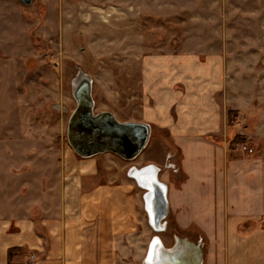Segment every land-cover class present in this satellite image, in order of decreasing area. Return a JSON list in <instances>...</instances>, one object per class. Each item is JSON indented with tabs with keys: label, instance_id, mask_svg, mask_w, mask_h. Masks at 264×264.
Here are the masks:
<instances>
[{
	"label": "rangeland",
	"instance_id": "1",
	"mask_svg": "<svg viewBox=\"0 0 264 264\" xmlns=\"http://www.w3.org/2000/svg\"><path fill=\"white\" fill-rule=\"evenodd\" d=\"M145 55L199 57L213 83L198 91L213 92L220 107L219 132L207 138L236 163L234 181L227 185L225 177L222 189L219 162L202 164L198 183L192 177L182 190V224L170 211L159 233L148 225L145 190L137 188L148 237L157 235L165 247L174 235L200 242L203 264H264V0H36L25 7L0 0V218H38V203L55 205L60 185L88 165L66 140L77 69L92 79L95 111L120 122L148 121L156 99L146 95V106ZM160 83L150 92H173ZM176 84V92L193 90ZM171 139L170 129L152 123L136 159L106 152L93 167L104 181L124 174L136 184L130 170L152 164L160 181L174 180L179 147Z\"/></svg>",
	"mask_w": 264,
	"mask_h": 264
},
{
	"label": "crops",
	"instance_id": "2",
	"mask_svg": "<svg viewBox=\"0 0 264 264\" xmlns=\"http://www.w3.org/2000/svg\"><path fill=\"white\" fill-rule=\"evenodd\" d=\"M150 58L147 55L142 57L141 81L144 84V97L153 95L156 102L155 107L147 110L148 121L138 122L147 123L150 127L154 123L170 129L172 143L179 147L176 161L179 172L172 176L174 180L166 175L162 182L167 187L169 213L173 211L177 223L182 224L179 213L186 208L182 190L191 185V178L196 177L194 182L198 183L202 166H210L215 158L219 162L222 189L225 177L227 185L235 177L236 163L226 162L223 148L207 138L219 132L220 107L212 104L210 100L213 92H201V88L198 91L200 83L203 85L202 82H208L210 86L213 83L212 79L206 77L207 68L203 67L199 57ZM177 71L184 72L183 78L178 76L174 83H169L174 77L173 73ZM166 75L168 81L164 78ZM157 81L161 82L158 88H169L173 92H150L154 84L157 86ZM177 82L190 85L193 90L176 92L175 89L180 88ZM191 82L194 84H188ZM181 97L184 99L181 100ZM146 103V106H150L148 98ZM202 152L206 156H201ZM97 156L85 158L81 165L85 166L84 163L88 162L86 167L79 169L80 172L76 175L73 174L72 179L70 175L69 181L60 185L59 189L54 188L58 189L59 196L55 205L50 206L47 199L38 203L41 209L38 218L34 219L27 212L18 218H0V264H8L7 252L13 248L17 251L10 257L12 264L143 262L153 235L148 237L149 230L140 216V196L137 192L139 187L124 174L120 178H107L104 181L101 171L93 167ZM245 175L246 172L242 177ZM260 189L257 191H262ZM222 204L228 206L227 201H222ZM142 207L145 212L144 201ZM236 234L234 229L233 235ZM231 239L235 238H228Z\"/></svg>",
	"mask_w": 264,
	"mask_h": 264
},
{
	"label": "water",
	"instance_id": "3",
	"mask_svg": "<svg viewBox=\"0 0 264 264\" xmlns=\"http://www.w3.org/2000/svg\"><path fill=\"white\" fill-rule=\"evenodd\" d=\"M16 1L25 7L36 0ZM91 89V77L77 69L71 81V95L76 107L68 118L66 128V140L70 148L81 158L110 152L125 161H133L149 142L150 125L143 122L117 121L109 111L94 113ZM54 108L59 110L60 107L55 105ZM130 172L137 186L145 190L143 201L148 224L155 233H159L164 230L165 219L169 213L166 184L159 180L158 169L152 164L139 169L132 168ZM143 263L203 264L202 244L174 235L171 246L165 247L161 239L153 235Z\"/></svg>",
	"mask_w": 264,
	"mask_h": 264
},
{
	"label": "trees",
	"instance_id": "4",
	"mask_svg": "<svg viewBox=\"0 0 264 264\" xmlns=\"http://www.w3.org/2000/svg\"><path fill=\"white\" fill-rule=\"evenodd\" d=\"M14 251H17L16 248H15V249H14V248H13V249H9L8 252H7V256H8V259H9V260H8V264H12V263L10 262V257H11V255H12V253H13Z\"/></svg>",
	"mask_w": 264,
	"mask_h": 264
},
{
	"label": "flooded vegetation",
	"instance_id": "5",
	"mask_svg": "<svg viewBox=\"0 0 264 264\" xmlns=\"http://www.w3.org/2000/svg\"><path fill=\"white\" fill-rule=\"evenodd\" d=\"M91 95H92V89H91ZM92 99H93V96H92ZM75 101V100H74ZM93 102H94V107H93V112L94 113H99V112H102V111H95L94 110V108H95V101H94V99H93ZM75 107H76V102H75ZM75 107H74V109H75ZM124 122V121H123ZM103 154V153H102ZM113 154V153H112ZM115 155V154H114ZM115 156H117V155H115ZM120 158V157H119ZM121 159V158H120ZM123 160V159H122Z\"/></svg>",
	"mask_w": 264,
	"mask_h": 264
},
{
	"label": "bare ground",
	"instance_id": "6",
	"mask_svg": "<svg viewBox=\"0 0 264 264\" xmlns=\"http://www.w3.org/2000/svg\"><path fill=\"white\" fill-rule=\"evenodd\" d=\"M131 173V172H130ZM162 223L159 224V226L161 227ZM177 236V235H176ZM171 246V245H170Z\"/></svg>",
	"mask_w": 264,
	"mask_h": 264
},
{
	"label": "built area",
	"instance_id": "7",
	"mask_svg": "<svg viewBox=\"0 0 264 264\" xmlns=\"http://www.w3.org/2000/svg\"><path fill=\"white\" fill-rule=\"evenodd\" d=\"M174 170H175V168H174ZM175 171H177V170H175Z\"/></svg>",
	"mask_w": 264,
	"mask_h": 264
}]
</instances>
